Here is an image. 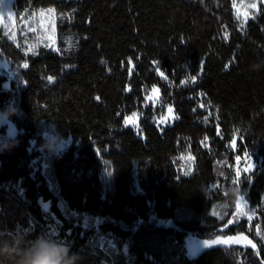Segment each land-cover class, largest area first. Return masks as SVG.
Masks as SVG:
<instances>
[{
	"label": "trees",
	"instance_id": "16d2710c",
	"mask_svg": "<svg viewBox=\"0 0 264 264\" xmlns=\"http://www.w3.org/2000/svg\"><path fill=\"white\" fill-rule=\"evenodd\" d=\"M236 1H11L0 264H264V2ZM46 9L55 48L23 29ZM239 233L255 248L186 252Z\"/></svg>",
	"mask_w": 264,
	"mask_h": 264
},
{
	"label": "rangeland",
	"instance_id": "374dc122",
	"mask_svg": "<svg viewBox=\"0 0 264 264\" xmlns=\"http://www.w3.org/2000/svg\"><path fill=\"white\" fill-rule=\"evenodd\" d=\"M11 1L12 0H2L0 23L5 33L10 38H14L16 35L17 29L20 26V23L18 25L16 24V19H15L14 11L12 10ZM240 2H242L241 5H239ZM260 2H264V0H237L234 3L235 4L234 8L236 12H237V9H239V13L237 12L239 16L246 18L244 14L247 13V18H248L251 16V14H253L254 12H257L260 6ZM243 3L245 6L243 5ZM251 4H256L257 7L256 8L249 7V5ZM53 16L54 15H53L52 9H46L43 11H39L38 14L36 15V19L32 22V24H25L23 26L24 27L23 29L24 31H28V32L34 30V32L36 33L35 35L38 39V42L41 45H44L46 47L52 46L53 48H55V32H54V17ZM7 69H8L7 60L4 59L3 57H0V74ZM8 83H9V80L5 81V85ZM154 96L155 94L153 92L151 95H149V97H154ZM2 116H3V112L0 111V117ZM132 116L133 115L126 117L124 119V123L126 125H131V126H133L132 124L137 123V127H134V126L133 127L135 129H138L139 126H138L137 117L134 116L136 118L135 120L132 118ZM173 117L174 115L172 114V112L169 113V111H167L166 114L163 116L164 120H171L170 122H172ZM1 125H5V129H6L5 131L8 137H13L17 133V129L15 125L9 119L0 121V126ZM245 237L247 238L246 240L243 239ZM230 238L232 240L238 239L240 240V242L239 243H227V244H214L210 247L205 246V242L207 241H212L216 239L229 240ZM247 241H251L252 243L248 244ZM184 243H185L186 252L188 256H191V257L196 256L204 249L211 248L217 245H240L243 247L255 248L253 247V245H255L254 241L242 233L227 235V236H216L213 238H200L194 235H187L184 239Z\"/></svg>",
	"mask_w": 264,
	"mask_h": 264
},
{
	"label": "snow or ice",
	"instance_id": "6c2138e0",
	"mask_svg": "<svg viewBox=\"0 0 264 264\" xmlns=\"http://www.w3.org/2000/svg\"><path fill=\"white\" fill-rule=\"evenodd\" d=\"M234 6H235V4H234ZM249 7H252V8H256L257 6H256V4H251V5H249ZM49 11H51V10H49ZM237 12L239 13V9H237ZM245 15V17L247 18V13H245L244 14ZM225 38H227V33H225ZM23 67L24 68H27L28 67V64L26 63V64H24L23 65ZM161 75H163V73H161ZM52 77H48V80H49V82H51L52 81ZM191 79L192 80H195L196 79V77L195 76H193V77H191ZM158 92V90L157 89H153V93L155 94V93H157ZM97 99H99V98H97ZM149 99H152V97H149ZM172 112V109L171 108H169V113H171ZM133 116H136V113H133ZM249 168H251L252 167V165H249L248 166ZM248 169H245V171H247ZM241 200H243V197H241L240 198ZM243 239H247L246 237L245 238H243ZM240 242V240H232L231 238L229 239V240H220V239H216V240H212V241H207V242H205V246H208V247H210V246H212V245H214V244H227V243H239ZM247 243L248 244H251L252 242L251 241H247ZM253 247H255V245H253Z\"/></svg>",
	"mask_w": 264,
	"mask_h": 264
},
{
	"label": "clouds",
	"instance_id": "9594fccd",
	"mask_svg": "<svg viewBox=\"0 0 264 264\" xmlns=\"http://www.w3.org/2000/svg\"><path fill=\"white\" fill-rule=\"evenodd\" d=\"M15 111V108L8 107L3 113V116L0 117V121L7 120L10 115L15 113ZM45 147H47L50 151L56 150L58 147H60L59 138L57 136H51L45 133Z\"/></svg>",
	"mask_w": 264,
	"mask_h": 264
}]
</instances>
